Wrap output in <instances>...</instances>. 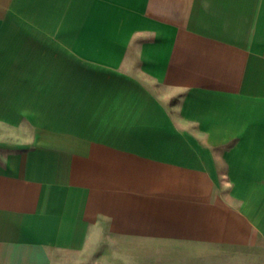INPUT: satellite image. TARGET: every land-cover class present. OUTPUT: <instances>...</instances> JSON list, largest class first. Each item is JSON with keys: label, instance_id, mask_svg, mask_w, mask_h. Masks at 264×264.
Here are the masks:
<instances>
[{"label": "crops", "instance_id": "1", "mask_svg": "<svg viewBox=\"0 0 264 264\" xmlns=\"http://www.w3.org/2000/svg\"><path fill=\"white\" fill-rule=\"evenodd\" d=\"M124 258L264 264V0H0V264Z\"/></svg>", "mask_w": 264, "mask_h": 264}, {"label": "rangeland", "instance_id": "2", "mask_svg": "<svg viewBox=\"0 0 264 264\" xmlns=\"http://www.w3.org/2000/svg\"><path fill=\"white\" fill-rule=\"evenodd\" d=\"M117 247H118V246H117ZM118 249H120V248H118ZM111 261L114 262L113 259H112ZM116 264H141V263H139L138 261H134V260L129 261V260H126V259L124 258V260H120V261L116 262Z\"/></svg>", "mask_w": 264, "mask_h": 264}]
</instances>
